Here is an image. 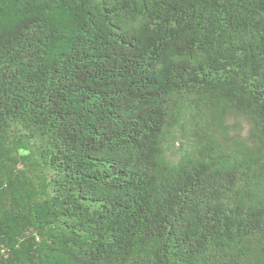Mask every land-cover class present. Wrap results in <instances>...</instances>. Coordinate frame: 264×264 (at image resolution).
Here are the masks:
<instances>
[{
    "label": "trees",
    "instance_id": "trees-1",
    "mask_svg": "<svg viewBox=\"0 0 264 264\" xmlns=\"http://www.w3.org/2000/svg\"><path fill=\"white\" fill-rule=\"evenodd\" d=\"M0 264H264V0H0Z\"/></svg>",
    "mask_w": 264,
    "mask_h": 264
}]
</instances>
